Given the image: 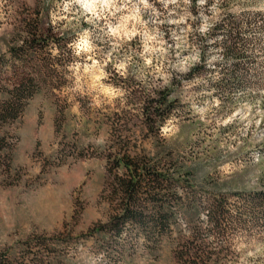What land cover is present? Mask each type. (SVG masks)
<instances>
[{
  "label": "rangeland",
  "instance_id": "1",
  "mask_svg": "<svg viewBox=\"0 0 264 264\" xmlns=\"http://www.w3.org/2000/svg\"><path fill=\"white\" fill-rule=\"evenodd\" d=\"M206 1L194 16L189 0H0V101L32 72L9 51L26 23L66 38L45 54L58 72L46 86L58 88L41 83L20 119L0 126L12 146L0 152V264H37V248L39 264H177L192 227L182 213L158 246L136 229L107 244L90 237L113 214L104 190L115 133L134 153L170 152L175 168L192 171L202 207L227 198L226 228L197 241L223 249L213 264H264V209L248 213L235 196L264 190V0ZM227 12L245 42L236 68L211 33ZM232 71L242 81L225 89ZM164 88L177 111L155 136L134 104ZM196 223L208 229L206 211Z\"/></svg>",
  "mask_w": 264,
  "mask_h": 264
},
{
  "label": "trees",
  "instance_id": "2",
  "mask_svg": "<svg viewBox=\"0 0 264 264\" xmlns=\"http://www.w3.org/2000/svg\"><path fill=\"white\" fill-rule=\"evenodd\" d=\"M189 1L192 10L190 13L194 16L200 1L208 5L206 0ZM22 33L19 37L21 40L10 46L9 51L20 64L31 63L33 68L26 77L19 79L14 90H5L8 98L0 101V126L17 122L23 112L24 102L41 89L40 84L44 83L46 86L48 81L57 77V63L53 59L49 60L45 54L50 52L52 45L57 49L66 46L64 36L58 38L51 31L42 30L37 23H26ZM211 33L221 38L216 46L221 45L219 47L223 50V56L234 60L236 68L241 55L245 53L241 23L237 22L234 14L227 12L215 22ZM201 62V66L196 65L190 69L187 79L190 80L196 72L204 69L205 59L202 58ZM240 79L236 71H232L228 79L223 78L221 81L226 83L225 89H228ZM46 88L54 90L58 87ZM128 90L126 88V92L130 91ZM176 104L172 89L164 88L154 94L147 92L141 102L134 105H139L138 111L147 130L157 136L165 123L176 115ZM115 135L116 139L105 157L104 190L107 193L105 199L113 208V214L106 224L93 229L90 237L102 233L107 244L110 241H124L126 234L136 229L143 235L147 247L158 246L164 236L172 233L177 214L182 213L192 227L191 237L181 240L182 243L175 252L177 264H213L212 258L223 249L202 242L198 244L197 241L212 234L219 235L226 228L233 211L227 198L212 197L206 201L207 206L202 207V198L194 196L196 192L191 185L192 171L175 168L170 152L162 158H150L132 152L126 136ZM11 148L6 135L0 136V152H10ZM235 196L242 198L248 205V213L263 216L260 210L264 209V190L250 194L237 193ZM203 210L206 211L208 224L205 231L196 223ZM40 251L41 248H37L33 254L37 264Z\"/></svg>",
  "mask_w": 264,
  "mask_h": 264
}]
</instances>
